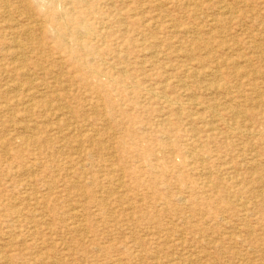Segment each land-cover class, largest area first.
Masks as SVG:
<instances>
[{
	"label": "rangeland",
	"instance_id": "374dc122",
	"mask_svg": "<svg viewBox=\"0 0 264 264\" xmlns=\"http://www.w3.org/2000/svg\"><path fill=\"white\" fill-rule=\"evenodd\" d=\"M40 1L0 0V264H264V0H82L81 62Z\"/></svg>",
	"mask_w": 264,
	"mask_h": 264
},
{
	"label": "bare ground",
	"instance_id": "6f19581e",
	"mask_svg": "<svg viewBox=\"0 0 264 264\" xmlns=\"http://www.w3.org/2000/svg\"><path fill=\"white\" fill-rule=\"evenodd\" d=\"M34 1V0H33ZM38 1V0H37ZM82 0H41L39 4H37V16L31 13H21V19H24L29 27L38 28L39 31L42 32L44 36H50V42L41 43L42 47H58L61 51L66 52L68 55L72 56L71 58L76 60L77 62H81L77 53L79 51H91L97 52L96 44L97 41L96 32H94V25L99 22L98 11L91 4H83ZM37 3V2H34ZM121 3V2H120ZM222 3V2H221ZM187 4V3H186ZM192 4V3H191ZM7 6V5H6ZM5 6V7H6ZM192 6V5H191ZM7 8V7H6ZM9 8V7H8ZM221 9V8H220ZM227 9V7H226ZM223 10V9H222ZM10 13V12H9ZM200 13V12H199ZM237 13V12H236ZM229 15V14H228ZM230 15H232L230 13ZM227 16V15H226ZM201 17V16H200ZM202 18V17H201ZM200 20V19H199ZM14 20L12 19L11 22ZM19 21V20H18ZM221 21V20H220ZM19 26V25H18ZM14 27V26H13ZM186 28V27H185ZM37 29V30H38ZM203 30V29H202ZM199 31V30H198ZM222 31V30H221ZM194 33V32H193ZM190 34V33H189ZM196 35V34H195ZM195 41V40H194ZM12 44L13 48L20 49L23 46L18 40L13 39L9 42V45ZM20 44L21 46H19ZM28 45H30V40H28ZM220 45V44H219ZM206 46V45H205ZM212 46V44H211ZM194 47V46H193ZM197 47V46H195ZM204 47V46H203ZM202 47V48H203ZM230 47V46H229ZM194 50V49H193ZM263 51V50H262ZM226 52V51H224ZM27 56V55H26ZM23 57V56H22ZM17 58V57H16ZM61 65V64H60ZM239 65V64H238ZM190 70V69H189ZM192 71V70H191ZM93 72V71H92ZM94 73V72H93ZM96 73V72H95ZM120 73V72H119ZM123 75V74H122ZM132 78V77H131ZM36 81V80H35ZM38 81V80H37ZM114 82V80H113ZM87 83V81L85 82ZM84 83V84H85ZM92 83V82H91ZM87 85V84H86ZM177 85V84H176ZM130 87V86H129ZM86 88V87H85ZM185 88V87H184ZM80 89V88H79ZM78 89V90H79ZM81 90V89H80ZM97 91V90H96ZM146 91V90H145ZM148 92V91H147ZM77 93V92H76ZM75 93V94H76ZM151 93V92H150ZM81 94V93H80ZM152 94V93H151ZM155 94V93H154ZM156 95V94H155ZM158 95V94H157ZM92 96V95H91ZM165 96V95H164ZM163 96V99L165 98ZM160 97V96H159ZM75 98V97H74ZM154 98V97H153ZM162 98V97H161ZM188 98V97H187ZM86 100V99H85ZM257 100V99H256ZM168 104L171 106H176L178 103L171 101L167 98ZM26 104V103H25ZM19 105V104H18ZM196 105V104H195ZM184 106V105H182ZM197 106V105H196ZM180 107V110H184V107ZM206 108V107H205ZM208 108V107H207ZM211 110V109H210ZM213 111V110H212ZM225 111V110H223ZM214 112V111H213ZM220 114V113H218ZM241 114V113H240ZM196 116V115H195ZM218 116V115H217ZM232 119L235 126L240 124L241 117L236 113H232ZM221 116L219 115L218 118ZM223 121V120H222ZM18 123V122H17ZM260 127V126H259ZM233 129L231 135L240 139L241 136H252L257 137L260 136L259 132L257 133V128L253 127V129L246 131H240L238 127H230ZM22 129V127H21ZM206 129H208L206 127ZM209 133L208 137H212L214 133L213 130L206 131ZM206 134V133H205ZM212 135V136H211ZM231 136V137H232ZM264 141V140H263ZM200 149V148H199ZM202 162V161H201ZM253 170V169H252ZM81 177V176H80ZM185 181V180H183ZM187 189V188H186ZM246 194L250 195V198H255V190L252 192L251 189L247 188L244 190ZM201 194V193H200ZM205 195V194H204ZM261 196V195H260ZM243 198V197H242ZM245 198V197H244ZM240 199V198H239ZM195 202V201H194ZM241 202V201H240ZM248 202V201H247ZM236 203V202H235ZM188 204V203H187ZM248 204V203H247ZM245 205V204H244ZM264 206V203H262ZM44 208V207H43ZM42 209V208H41ZM256 209V208H255ZM255 212V210H254ZM3 217V216H2ZM5 218V217H4ZM129 219V217H128ZM247 219V218H246ZM16 224V223H15ZM14 225V224H13ZM205 225V224H204ZM17 226V225H16ZM143 228V227H142ZM3 237V235H2ZM183 245V244H182ZM47 264V263H46Z\"/></svg>",
	"mask_w": 264,
	"mask_h": 264
}]
</instances>
